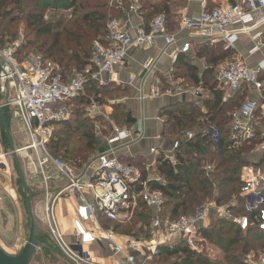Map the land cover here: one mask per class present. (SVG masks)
Listing matches in <instances>:
<instances>
[{
  "label": "built area",
  "instance_id": "2783aa9c",
  "mask_svg": "<svg viewBox=\"0 0 264 264\" xmlns=\"http://www.w3.org/2000/svg\"><path fill=\"white\" fill-rule=\"evenodd\" d=\"M121 4L120 0H113ZM206 6V0H200ZM138 6L131 2L128 11H138ZM264 8V0H242V2L218 5L211 9H203L198 16L184 17L182 28H186L193 34L204 35L210 38L220 36L228 45L233 46L239 31H246L253 22V12ZM47 11L45 16H48ZM69 12V10H62ZM264 20V18H263ZM242 25L240 30H230V27ZM107 34L104 41L95 40L92 44V56L89 64L80 71L66 76L60 67L42 53H31L20 59L17 57L15 46L0 48V87L5 98L2 106L12 108L13 115L21 122L24 132L28 135L30 143L21 149H31L36 154V165L42 182V216L47 231L62 254L71 264L90 263L92 254L85 251L84 245L98 241V237L90 230L86 223L96 219L97 214L105 220L124 222L131 217V212L138 198L143 199L147 205L159 212L164 202L163 194L159 190H151L148 182L151 178L142 179L141 171L133 164L122 162L117 149L119 144H124L133 138L130 129L113 127L111 134L106 139L107 149L96 152L93 157L78 166L74 160H66L61 157H53L48 151V139L52 133L53 123L69 120L73 109L77 106L75 100L85 93V86L94 83L98 87L107 86L112 77L116 75L118 68L125 64L128 50L132 46L153 45L159 38L169 45L175 42V35L167 31L166 19L163 15H156L150 21L148 27L136 26L128 30L121 19L111 18L106 24ZM190 42H183L179 49L172 54V59L177 60L180 52L190 49ZM152 58L144 62L146 68L151 67ZM264 65L257 69L249 68L241 58H236L216 72V81L219 85L229 90H237L243 83H250L256 89L263 87L259 72ZM132 79L130 80V82ZM172 90V89H171ZM170 88L163 90L152 89V94H169ZM199 91H194L198 94ZM255 109V103L246 101L239 112L243 120H250ZM83 110L90 118L100 117L101 105L94 98L83 104ZM230 139L234 145L251 136V130L244 128L245 122L235 112ZM210 133L213 141L219 138L218 129L210 124L204 130ZM193 136L192 131L186 132V138ZM264 138V130L261 132ZM180 146V140H174L167 150L156 152L162 160L176 163V150ZM102 148V147H101ZM17 152V150H16ZM77 169H79L77 171ZM55 171L65 178L67 188L76 190L80 195V202L76 206L73 218L72 243L65 240L64 234L58 227L55 216V204L60 193H53L50 180V172ZM158 181L157 177L153 178ZM240 189L242 206L245 212L259 213L255 219L259 227L264 229V179H260L257 171L252 167L244 169ZM151 182V181H150ZM217 210L222 216L231 218L245 226V216L228 214L227 210L218 206L214 201H205L201 208L194 212L180 216L176 221L168 218L161 220L155 216L150 224L149 236L133 237L126 244H118L113 241L114 232L111 228L102 230L103 239L107 240L108 247L114 256L119 257L120 264H149L147 258L159 252L157 239L159 232L165 235L181 236L191 248L196 247L197 228L201 226L213 210ZM150 248V254H146L142 261L138 260L135 252ZM251 264H264V252Z\"/></svg>",
  "mask_w": 264,
  "mask_h": 264
},
{
  "label": "trees",
  "instance_id": "16d2710c",
  "mask_svg": "<svg viewBox=\"0 0 264 264\" xmlns=\"http://www.w3.org/2000/svg\"><path fill=\"white\" fill-rule=\"evenodd\" d=\"M120 2L121 4L113 0H0V48L6 47L1 42L15 36L16 24L24 22L25 28L33 33V43L38 42L40 38H46L38 43L36 52L52 59L66 76H70L90 63L91 44L95 40H105L108 20L120 17L127 10L130 0H120ZM141 2L143 7H146L147 0ZM9 5H13L14 8H8ZM54 9L55 11H50L48 16H45L47 11ZM13 10L19 11L18 14L12 15ZM153 11L156 12L151 14L145 25L146 28L157 15L155 13L162 11L167 15L169 8L164 3L162 7H155ZM23 48L25 46L21 45L16 48L15 54L20 59L29 55L23 53ZM229 52L230 49L216 45L201 50L200 54L217 59L229 55ZM187 72L189 78H195L193 70L189 69ZM84 91L85 93L75 100L77 106L74 107L71 118L51 124L52 134L47 144L49 152L55 157L66 160L70 158L78 165L99 151L102 146L101 137L112 129L103 118L87 116L83 104L90 97L102 103L105 101V96H111L117 89L110 88L109 85L98 87L94 83H88ZM213 95L211 104L215 112L212 116L204 117L207 122L217 127L218 140L213 141L209 132L204 133L200 129L199 121L200 128L194 130L193 136L180 141V146L176 150V163L159 157L157 170L164 177V182L151 181L148 186L151 190H159L163 194L164 202L161 210L156 213L153 207L138 198L127 222L121 224L105 219L102 222L117 233H124L132 238L142 235L148 237L150 224L155 216L161 220L168 218L169 221H176L180 216L201 208L203 203L209 200L214 201L218 206L226 205L227 210L232 214H244L247 217V224L243 227L231 218L215 215L209 222L210 226L208 223L197 228V237L200 241H196L195 248H191L184 238H180L173 244L160 246L151 264H216L204 253V242H209L224 252L225 263L222 264H248L247 257L250 253L259 255L264 250V229L259 227L255 219L259 211L247 214L240 196L243 184L241 171L244 166L250 164L247 159L248 153L260 138L255 135L249 142L234 145L230 139L233 119L227 116V112L238 106L241 96L227 103L221 100L220 92H214ZM174 106H176L175 111L169 108L171 106L164 109L169 119V124L164 127V133L168 136H171L172 131L173 134H177L186 128H191L197 118L201 117L198 116V108L192 103H179ZM114 109L112 118L117 124L134 123L135 118L122 105L116 104ZM4 114L6 117L5 112ZM171 116L179 121L171 123ZM98 125L101 129L99 134ZM104 127L106 130L103 129ZM2 139L4 140L5 137ZM208 166L210 168H206ZM142 173L146 171L143 170ZM142 179L144 180L143 176ZM52 242L40 231L37 246L41 244L46 250L59 253L60 250Z\"/></svg>",
  "mask_w": 264,
  "mask_h": 264
},
{
  "label": "crops",
  "instance_id": "0c3cea01",
  "mask_svg": "<svg viewBox=\"0 0 264 264\" xmlns=\"http://www.w3.org/2000/svg\"><path fill=\"white\" fill-rule=\"evenodd\" d=\"M131 2H134L139 7L138 11L130 12L127 8L118 17L128 30L136 26H145L151 14L156 12L153 9L155 7H162L166 3L169 8L168 14L165 15L162 11L155 14L165 17L167 31L174 34L176 39L174 43L169 45L163 39L159 38L153 45L132 46L127 52L125 64L118 68L116 75L112 77L108 84L110 88H116L117 91L113 92L112 98H108V96L104 97L105 101L100 103L101 114L97 115L100 116L98 118H103L112 128H127L133 132V138L130 141L119 144L117 149L119 159L124 163L135 165L141 173L145 170L146 173H142L144 179L149 177L151 178L150 181H154L153 178L157 177L158 181L164 182V177L157 170L158 154L151 152L150 149L155 148L158 152L169 149L174 140L181 141L186 138L187 131L194 133V130L199 129V121L201 123L200 129L204 130L211 124L206 121L204 116H212V113L215 112L211 104V100L214 97L213 94L214 92H220L221 100L227 103L231 102L233 98L241 96L240 101H238V106L227 112V116H231L233 122V114L235 112L237 113L236 116L243 120L239 110L246 101L255 103L252 118L250 120H243L245 122L244 128L251 130V136L239 142L238 145L246 141L249 142L250 138L255 135L260 140L248 153L247 159L250 164L243 167L241 175L245 168L252 167L259 174L260 179H264V138L261 137V132L264 130V69L259 72L260 80L263 82L261 89H256L250 83H243L237 90L232 91L223 85H219L216 81L217 70L236 58H241L252 69H257L259 66L264 65V8L253 12V22L246 31H239L237 33V38L233 46H231L219 35L214 39L210 38L209 35L193 34L186 28H182V19L184 17L198 16L205 8L211 9L218 5L239 3L242 0H206V6L202 5L200 0H147L146 7H143L141 0H130ZM241 27L242 25H235L230 27L229 31L240 30ZM185 41L190 42V49L187 52H180L177 60H173L171 57L172 54ZM216 45H221L224 49H230L229 55L212 59L210 56L207 57L206 55L200 54L201 50L205 48L207 50ZM147 58L153 59V63L149 68L144 66ZM180 66L182 68H179ZM189 69L195 72L194 79L187 76ZM131 79L132 81L130 82ZM154 88L161 90L170 88L172 90L169 94H152L151 92ZM196 90L199 91L197 95L194 94ZM207 102H209V105H207ZM179 103H192L198 108V116L201 117L197 118L194 126L191 128H186L177 134H173L172 131L171 136H168L164 133V127L169 124L168 115L164 113V109L165 107L171 106L169 108L175 111L176 106L174 105ZM116 104L122 105L135 118L134 123L131 125H119L115 122L112 115L115 112L114 106ZM178 121V119H174L171 116V123ZM111 132L112 129L106 136L101 137L102 148L107 147L105 142ZM231 134L232 128L230 136ZM67 160L72 159L69 158ZM206 168H210V166ZM51 172L56 174L51 175L50 185L52 191L53 193L61 192L54 208L56 222L64 234L65 240L68 243H72L73 218L76 206L80 202V195L76 190L67 188V181L63 176L55 171ZM69 205L73 206L74 211L69 209ZM221 207L227 210L226 206L223 205ZM227 212L232 217L244 216L240 214L232 215L228 210ZM212 214L225 217L215 209L210 216ZM57 217L59 220H57ZM103 219L102 216L97 214L96 219H92L86 223V226L99 238L97 242L87 244L88 247L91 245L93 249L90 250L92 260L89 264H99L96 262L98 259H111V257H114V254L108 247V241L103 239L102 230L108 228L103 224ZM128 219L119 223L123 224ZM211 219L212 217L205 219L201 226L208 225ZM89 224L92 225L93 229L89 227ZM113 232V241L118 244H126L132 239L131 236L124 233H117L114 230ZM180 238H182L180 235L172 237L168 234L165 235L161 231L159 232L157 242L160 247L164 244H173ZM196 241H200V238L197 237ZM147 249L150 248L135 252L138 260L142 261L146 254H150L151 249ZM259 255H255V257L249 255L247 257V263L251 264V261L255 260ZM153 257L151 255V260ZM207 257L211 260L209 255ZM115 258L118 264H120L119 257L115 256ZM147 263L151 264L149 258H147Z\"/></svg>",
  "mask_w": 264,
  "mask_h": 264
},
{
  "label": "rangeland",
  "instance_id": "374dc122",
  "mask_svg": "<svg viewBox=\"0 0 264 264\" xmlns=\"http://www.w3.org/2000/svg\"><path fill=\"white\" fill-rule=\"evenodd\" d=\"M8 8L13 9L14 7L13 5H9ZM18 12L19 11L17 10H13L12 15L18 14ZM52 14L50 16H52ZM16 26L17 29L15 36L11 39L5 40L4 42H1V44L3 46H15V44L16 46H25V48H23L24 54L35 53L38 48V43L45 40L46 38H40L38 42L33 43V33H31L30 29L25 28V23L18 22ZM107 96L108 98H112V95ZM4 102L5 98L2 95L1 104ZM2 109L7 115L6 121L8 124L11 141L15 150H17L16 153L20 167L29 187V192L32 194L31 206L35 221L39 230L46 234L47 238L52 242L53 240H51L52 238L47 231L42 216V182L39 170L37 169L36 165V154H34L33 150L31 149L21 150L29 145L30 139L24 132L21 122L13 115L12 108L8 106H2ZM97 128L99 134V130L101 131L99 125ZM105 128L106 127L103 129ZM1 132L2 128L0 127V248L9 255H18L28 238L30 217L27 210L26 193H24V188L19 177L17 166L9 146L8 137L5 134V139L3 140L1 137ZM50 138L51 136L49 137L48 142ZM50 154L53 157L55 156L52 154V152H50ZM50 175L56 174L54 172H50ZM69 209L74 211L72 205H69ZM214 216L215 215L212 214L209 217L213 218ZM57 220H59L58 217ZM208 226H210V223ZM89 227L93 229L92 225L90 224ZM52 243L58 248L54 241ZM203 246L204 253L211 257V261L213 260V262L216 264L225 263L223 259L224 252L220 248L210 244L209 242H204ZM84 248L85 251L93 250L92 246L90 245L88 247L87 244H85ZM60 252L61 250L59 253L49 249L46 250L41 244H39L31 257L29 264H68L69 262L67 263L66 257L62 254V252ZM249 255H253L255 257L254 253H250ZM96 262L99 264H118L115 256L111 257V259H98Z\"/></svg>",
  "mask_w": 264,
  "mask_h": 264
},
{
  "label": "water",
  "instance_id": "95a60500",
  "mask_svg": "<svg viewBox=\"0 0 264 264\" xmlns=\"http://www.w3.org/2000/svg\"><path fill=\"white\" fill-rule=\"evenodd\" d=\"M0 72H1V64H0ZM1 99H2V94H1V87H0V127L2 128L1 137L2 138L5 137V134L8 137L10 149H11L15 164L17 166L19 176L23 184L24 192L26 193L27 210H28V214L30 217V228H29L28 238L21 252L18 255H9L0 248V264H29V261L37 247L40 231H39L38 225L35 221L33 211H32L31 193L29 192V187L26 183L24 174L20 167L16 150L11 141L8 124L6 121L4 111L2 109ZM105 149H107V147L100 148L99 152H103Z\"/></svg>",
  "mask_w": 264,
  "mask_h": 264
}]
</instances>
